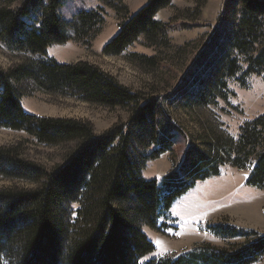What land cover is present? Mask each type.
<instances>
[{
  "label": "trees",
  "instance_id": "16d2710c",
  "mask_svg": "<svg viewBox=\"0 0 264 264\" xmlns=\"http://www.w3.org/2000/svg\"><path fill=\"white\" fill-rule=\"evenodd\" d=\"M100 1L118 13L126 9L122 0ZM234 1L229 46L215 51L227 36L220 28L195 64L198 73H209L210 80L201 82L204 96L227 89L231 79L242 85L251 76L264 81V0ZM172 2L149 0L120 24L103 53L121 56L140 38L153 47L164 43L173 26L157 16ZM62 4L22 0L17 8L0 6V43L27 59L0 68V129L26 134L43 146L75 145L52 170L24 157L18 144L0 147V177L36 186L0 189V264H260L264 233L227 221L207 227L220 246L202 243L150 260L157 249L143 227L164 233L174 203L199 183L218 177L229 163L251 169L247 186L263 191L264 114L246 122L237 139L214 130L191 136L159 100L144 98L87 62L58 63L49 57L53 46L70 41L89 45L105 24L104 8L79 12L67 22L59 14ZM141 59L155 65L154 59ZM38 92L121 108L131 117L97 135L86 121L28 113L22 99ZM179 139L187 141L183 159L161 182L146 179V164L173 152ZM151 147L156 148L151 154L139 153Z\"/></svg>",
  "mask_w": 264,
  "mask_h": 264
},
{
  "label": "rangeland",
  "instance_id": "374dc122",
  "mask_svg": "<svg viewBox=\"0 0 264 264\" xmlns=\"http://www.w3.org/2000/svg\"><path fill=\"white\" fill-rule=\"evenodd\" d=\"M21 1L0 0V6L17 8ZM148 1L122 0V6L126 9L121 8L122 12L118 13L100 0H62L59 14L67 22H71L79 12L104 8L105 24L89 45L70 41L63 46H53L49 57L58 63L87 62L144 98L159 100L168 106L174 122L193 137L214 130L225 137L237 139L240 128L246 122L264 114V81L251 76L242 85L238 79H231L227 89L210 91L209 95L204 96L203 91L206 90L201 87V82L210 80L209 73L205 70L204 73H198L195 68L200 53L212 47L220 28L226 31L227 36L214 49L217 51L229 46L236 1L173 0L172 5L157 16L159 21L170 22L173 26L164 43L153 47L140 38L121 56L105 55L103 48L118 33L120 24ZM33 20L36 21L35 18ZM141 57L154 59L155 65L144 62ZM26 60L25 55L12 52L0 43V68L8 70ZM209 61L210 58L207 63ZM195 75L200 76L198 81ZM22 103L28 113L37 116L89 122L97 135L118 123H127L131 117L129 111L121 108L112 110L42 92L23 97ZM17 144L24 148V157L47 170L64 163L67 154L75 146H43L26 134L0 129V147ZM187 147L186 140L175 141L173 152L149 161L143 176L161 182L173 169L174 163L183 159ZM155 150V147H151L139 153L149 155ZM250 173L251 169L242 171L230 163L224 165L218 177L199 183L174 203L166 219L168 227L164 233L143 227L157 249L147 259L181 254L202 243L220 246L221 242L210 235L207 227L223 221L238 228L264 233V190L247 186ZM11 188L34 189L36 186L0 177V189ZM260 264H264V259Z\"/></svg>",
  "mask_w": 264,
  "mask_h": 264
},
{
  "label": "snow or ice",
  "instance_id": "6c2138e0",
  "mask_svg": "<svg viewBox=\"0 0 264 264\" xmlns=\"http://www.w3.org/2000/svg\"><path fill=\"white\" fill-rule=\"evenodd\" d=\"M157 243H159V242H157Z\"/></svg>",
  "mask_w": 264,
  "mask_h": 264
}]
</instances>
